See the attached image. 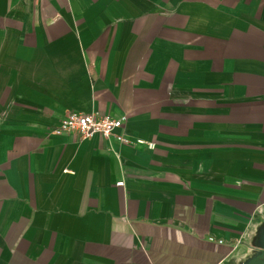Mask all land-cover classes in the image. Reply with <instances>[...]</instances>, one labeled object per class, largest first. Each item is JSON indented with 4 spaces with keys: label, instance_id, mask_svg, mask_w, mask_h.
I'll return each mask as SVG.
<instances>
[{
    "label": "crops",
    "instance_id": "0c3cea01",
    "mask_svg": "<svg viewBox=\"0 0 264 264\" xmlns=\"http://www.w3.org/2000/svg\"><path fill=\"white\" fill-rule=\"evenodd\" d=\"M72 111L156 146L53 134ZM263 248L264 0H0V264Z\"/></svg>",
    "mask_w": 264,
    "mask_h": 264
},
{
    "label": "built area",
    "instance_id": "2783aa9c",
    "mask_svg": "<svg viewBox=\"0 0 264 264\" xmlns=\"http://www.w3.org/2000/svg\"><path fill=\"white\" fill-rule=\"evenodd\" d=\"M126 121V116L115 117L111 114L72 111L53 127L52 133L61 135L64 133L76 132L84 139L92 138L96 135H101L103 137L114 136L119 142L130 146H147L150 149L155 148V142L147 141L142 138H132L119 132ZM118 185H123V182H118ZM210 240H214V238L211 237ZM220 242H222V240H220Z\"/></svg>",
    "mask_w": 264,
    "mask_h": 264
},
{
    "label": "water",
    "instance_id": "95a60500",
    "mask_svg": "<svg viewBox=\"0 0 264 264\" xmlns=\"http://www.w3.org/2000/svg\"><path fill=\"white\" fill-rule=\"evenodd\" d=\"M260 255H258L255 260L253 261V264H264V248L259 250Z\"/></svg>",
    "mask_w": 264,
    "mask_h": 264
}]
</instances>
